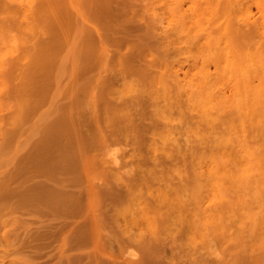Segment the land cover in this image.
I'll return each mask as SVG.
<instances>
[{
  "label": "rangeland",
  "instance_id": "obj_1",
  "mask_svg": "<svg viewBox=\"0 0 264 264\" xmlns=\"http://www.w3.org/2000/svg\"><path fill=\"white\" fill-rule=\"evenodd\" d=\"M0 264H264V0H0Z\"/></svg>",
  "mask_w": 264,
  "mask_h": 264
},
{
  "label": "clouds",
  "instance_id": "obj_2",
  "mask_svg": "<svg viewBox=\"0 0 264 264\" xmlns=\"http://www.w3.org/2000/svg\"><path fill=\"white\" fill-rule=\"evenodd\" d=\"M120 147L121 146L116 145V146H111V147L105 149L106 158H108L110 160L112 159L113 153H116L117 154V163L115 164L116 167H119L118 155L120 154ZM126 171H128V170H126ZM134 172H135V169L132 168L131 169V173L134 174Z\"/></svg>",
  "mask_w": 264,
  "mask_h": 264
},
{
  "label": "bare ground",
  "instance_id": "obj_3",
  "mask_svg": "<svg viewBox=\"0 0 264 264\" xmlns=\"http://www.w3.org/2000/svg\"><path fill=\"white\" fill-rule=\"evenodd\" d=\"M95 31H96V35L98 34V36H99V34H101V33L97 32L98 30H95ZM101 37H102L101 35L98 37L99 40H100V42H102V38H101ZM118 56H119V55H118ZM120 57L123 58L122 55H120L119 58H120ZM121 60H124V59H121ZM126 61H127V59H126ZM126 61L124 60V61H122V63H123V62H126ZM119 62H120V64H121V61H119ZM123 65H124V63H123ZM119 110H122V112H123V109H119ZM119 110H118V111H119ZM116 111H117V110H116ZM122 112H121V113H122ZM119 113H120V112H119ZM122 114H124V112H123ZM122 114H121V116H122ZM126 115H128V114H126ZM124 116H125V114H124L122 117H124ZM126 120H127V122H128V119H126ZM130 120H131V119H130ZM109 121H111V120H109ZM129 122H130V121H129ZM124 126H126V125H124ZM124 126H123V127H124ZM123 127H122V128H123ZM126 127H127V126H126ZM126 127H124V128L126 129ZM124 128H123L122 130H124ZM119 130H121V129H119ZM119 130H117V131H119ZM126 130H127V129H126ZM126 130H125V131H126ZM112 134H113V133H112ZM112 134H111V135H112ZM123 134H125V135H123ZM114 135H115V134H114ZM114 135H113V137H114ZM119 135H121V136L123 135V139H126V138H127L126 133H124V132H121V134L119 133ZM109 136H110V134H109ZM111 137H112V136H111ZM115 140H117V139H115Z\"/></svg>",
  "mask_w": 264,
  "mask_h": 264
}]
</instances>
